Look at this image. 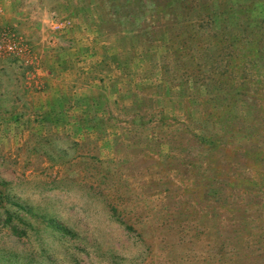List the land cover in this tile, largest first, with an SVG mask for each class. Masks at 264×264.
Listing matches in <instances>:
<instances>
[{
  "label": "rangeland",
  "instance_id": "rangeland-1",
  "mask_svg": "<svg viewBox=\"0 0 264 264\" xmlns=\"http://www.w3.org/2000/svg\"><path fill=\"white\" fill-rule=\"evenodd\" d=\"M0 214V264H264V0H0Z\"/></svg>",
  "mask_w": 264,
  "mask_h": 264
},
{
  "label": "trees",
  "instance_id": "trees-1",
  "mask_svg": "<svg viewBox=\"0 0 264 264\" xmlns=\"http://www.w3.org/2000/svg\"><path fill=\"white\" fill-rule=\"evenodd\" d=\"M205 16L207 18H209V20H212L213 22H215V18L212 15H209V13H206ZM209 24V23H208ZM204 25V24H203ZM250 25L249 28H258V25ZM256 60L259 62V60L261 59L260 55H256ZM254 60V61H256ZM259 65V63H258ZM212 90V89H211ZM224 90H229V89H225ZM226 94V93H225ZM3 225V227H6L9 229L10 232L16 234L17 233V227L16 224L12 222L11 217L9 216V214H5L4 216L0 214V226Z\"/></svg>",
  "mask_w": 264,
  "mask_h": 264
},
{
  "label": "built area",
  "instance_id": "built-area-1",
  "mask_svg": "<svg viewBox=\"0 0 264 264\" xmlns=\"http://www.w3.org/2000/svg\"><path fill=\"white\" fill-rule=\"evenodd\" d=\"M12 47V46H11ZM10 46H9V48H11Z\"/></svg>",
  "mask_w": 264,
  "mask_h": 264
}]
</instances>
